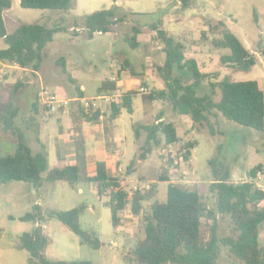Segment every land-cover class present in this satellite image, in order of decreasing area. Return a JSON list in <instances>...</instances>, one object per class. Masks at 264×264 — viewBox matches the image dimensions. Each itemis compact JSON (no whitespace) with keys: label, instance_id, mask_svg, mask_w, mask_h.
Masks as SVG:
<instances>
[{"label":"rangeland","instance_id":"rangeland-1","mask_svg":"<svg viewBox=\"0 0 264 264\" xmlns=\"http://www.w3.org/2000/svg\"><path fill=\"white\" fill-rule=\"evenodd\" d=\"M113 3V0H76L73 9L63 11L26 9L19 5V0H11L10 8L4 13V24L8 33L21 23L60 26L63 31L55 33L52 40L45 45L40 68L35 72V76L30 75L35 83L25 85L28 81L17 65L15 68L0 69V155L12 153L19 137L31 148H39L35 135L40 134L44 143L54 146L49 149L51 157L47 160V169L51 168L57 140L62 139L56 138V135L60 136L62 131L63 134L69 131L71 119L69 115L60 116V121L55 115L48 117L41 104L39 95L41 89L68 97L76 93L75 86L80 84L84 87V97L92 99L96 96L97 88L102 81L116 75L117 65L111 60V54L123 50L135 69V75L129 72L123 75L127 83L125 85L138 94L132 99V113L122 110V121H117L122 140V145H119L122 152L119 158L122 168L119 176L121 177L129 163L137 158L144 142L145 132L141 130L137 136L134 129L136 124L152 123L153 117L161 113L163 121L173 123L180 140L167 145L160 136V143L153 146L143 160L137 161L134 171L122 180V184H126L130 191L135 184H140L143 187L140 191L144 192L151 190L152 184H155L154 200L161 202L166 200L168 184H178L199 191L204 200L212 206L215 199L209 193V184L213 177L208 161L218 157L232 165L231 179L235 183L248 181L249 170L260 165L254 183L264 189V128L263 131H256L243 127L217 113L210 115L202 124H197L189 117L173 111L165 101L143 99L141 93L144 92L141 89H145L143 82H146L149 89L164 87V82L155 68L162 59L161 44L154 40V33L148 27H140V33L137 35L138 46L135 49L130 48L125 41V37L132 34L131 20L115 26L109 33L94 34L90 39L85 37L82 30L78 31L77 35L69 31L73 18L96 10L108 9ZM115 4L127 12L146 14L148 22L160 20L162 28L182 42L185 55L194 58L201 71L211 74L209 77L211 82L223 78L236 81L256 80L264 94V0H193L191 7L186 9L180 7L179 0H117ZM138 20L143 21L140 18ZM210 20H222L243 45L255 54L254 66L248 70H237L220 62V56L229 54L230 51L217 49L211 44V39L217 34L208 32L206 21ZM201 32H205L206 38L201 36ZM5 47L4 41L0 38V49ZM60 58L65 60V70L56 63ZM19 83L24 85L15 89L14 86ZM209 91L207 82L196 89L197 95L200 96L208 94ZM35 95L39 100L36 114L31 110ZM213 99L215 101L219 99L218 88H215ZM5 105H8L7 109L5 107L6 110L2 109ZM12 107L17 108V113L9 127H6L3 118L8 115L6 111ZM89 123L92 126V134H95V122ZM66 138L72 139V134ZM188 141L196 142L191 149L190 159L184 163L177 161V166L175 162L168 164L169 158L173 161L177 159L176 153ZM113 142L108 140L106 147L116 158L115 153H112ZM35 149L34 152L41 150ZM84 170L89 171L87 168ZM46 172L47 170L42 175ZM158 175H166L169 181H158ZM107 199L106 195H98L94 182L71 185L64 181H48L39 189L26 182H0V264H29V254L19 247V237L24 232H30L34 224L21 221L19 218L31 211L36 204L39 205L44 217L51 211H65L85 205L86 208L79 217L80 227L95 235L101 242L99 249L81 244L78 236L58 219L48 218L41 223L49 238L44 251V256L48 260H85L91 264H135L129 262L126 257L136 240L143 237L141 215L133 214L128 204V207L119 214L118 225L113 229L110 210L104 205ZM152 201L142 202L144 211H148ZM260 207H264V201L260 203ZM210 225L211 222L202 221L201 232L204 241L210 237ZM230 229L229 219L218 216L217 235L227 236ZM259 242L264 246V226L260 230ZM216 264L242 263L230 255L225 246L220 245Z\"/></svg>","mask_w":264,"mask_h":264},{"label":"trees","instance_id":"trees-1","mask_svg":"<svg viewBox=\"0 0 264 264\" xmlns=\"http://www.w3.org/2000/svg\"><path fill=\"white\" fill-rule=\"evenodd\" d=\"M108 9L96 10L89 14L77 16L72 19L70 26L73 35L83 31L85 37L90 39L94 34H106L119 24L133 22L132 34L125 37L129 47L138 46L137 35L140 27H148L154 33V40L161 44L162 59L155 65L159 76L164 82L160 89H148L142 92L143 99L149 101H165L171 109L191 119L193 123L202 124L210 115L219 114L237 125L263 131L264 128V94L256 80L236 81L223 78L211 82V74L201 71L194 58L184 53L182 42L171 36L161 26V21L148 22V16L143 13H133L121 10L115 5ZM193 0H179L180 7H191ZM76 0H19V5L26 9H50L69 11L75 7ZM11 6V0H0V38L6 47L0 49V62L8 65H17L23 69H30L35 73L40 68L42 51L50 42L55 33L63 31L60 26L47 27L39 23H21L12 32L8 33L4 24V13ZM143 21H140L138 19ZM209 33L216 35L211 44L217 49H229V54L220 56V62L237 70H248L256 63V56L250 52L243 43L222 22V20L206 21ZM79 28V29H75ZM201 36L206 38L205 32ZM111 60L119 66L118 72H129L135 75V69L123 50L114 51ZM65 70V61L60 58L56 62ZM207 82L210 87L208 94L197 95L196 89ZM24 84H16L15 89ZM215 88L219 89V99L213 96ZM117 90L114 80L105 79L97 88L96 95L112 93ZM76 97L80 102L84 98L83 91L75 86ZM138 94L134 90L122 92L113 101L104 104L103 111L99 107L90 108L85 112L82 104H70V117L72 121L97 123L101 117L104 124L116 120L122 110L132 113V99ZM37 96V95H36ZM38 98L31 104L33 113H37ZM8 105L4 106V110ZM43 107V106H42ZM44 109V107H43ZM45 110V109H44ZM46 111V110H45ZM8 115L3 118L6 127L11 124L17 113L12 107L6 111ZM63 109L55 113H47L48 117L55 115L57 119L64 115ZM136 135L141 130L145 132L143 145L136 159L120 173L111 174L104 162H96L95 172L92 176L79 165H56L47 169L48 153L44 148L33 152L31 147L22 138H18L15 149L7 155H0V182L20 181L26 182L39 189L44 182L64 181L71 185L77 183L94 182L99 196L106 195L104 203L110 210L112 228L119 222V214L130 204V211L141 215L140 223L143 237H139L126 259L135 264H216L220 245L226 247L227 252L242 264H264V246L259 242L260 230L264 226V189L256 186L254 179L260 165L252 167L248 172V181L233 182L231 179V164L213 157L208 161L211 167L212 181L209 184V193L215 199L210 206L195 189L169 183L166 200H154L155 188L149 191H136L128 197L129 189L122 180L134 171L135 164L143 160L153 146L160 143L162 136L165 144H175L180 138L176 128L171 122L163 120L148 124H136ZM77 158L81 159L85 153L83 143L75 141ZM196 142H186L175 157L180 162H187L191 157V149ZM173 159L169 158L168 164ZM177 166V164H175ZM167 169V168H166ZM47 170L45 175H42ZM167 172V170H166ZM158 181H169L166 175H158ZM115 189L111 191L110 189ZM154 190V191H153ZM153 200L148 211L143 210L142 202ZM86 206L81 205L65 211H51L44 217L38 204L31 211L26 212L19 219L32 222L34 227L30 232H24L19 237V247L29 254V264H91L85 260H48L44 251L49 238L41 226L48 218H56L72 233L78 236L81 244H87L93 249L101 247L100 240L93 234L83 230L79 224V217ZM227 217L231 224L230 234L219 237L216 231L217 217ZM211 222L209 239L203 240L202 221Z\"/></svg>","mask_w":264,"mask_h":264},{"label":"crops","instance_id":"crops-1","mask_svg":"<svg viewBox=\"0 0 264 264\" xmlns=\"http://www.w3.org/2000/svg\"><path fill=\"white\" fill-rule=\"evenodd\" d=\"M69 31H71V29H69ZM3 68H15V65H6L5 63L0 62V69H3ZM19 70L22 71L21 74L23 76L25 74L26 80L28 81L27 83H25V85H31L34 82V79L31 78L30 75L35 76V73H32V71H30V69L20 68ZM118 70H119V66L117 65L116 75L112 76L111 78H106V79H110V80L115 81L116 86H117V90L112 92V93H104V94L98 95V96L96 95L95 97L92 98L96 102V104H97L96 106L99 107L102 111L104 108V104L107 102H105V100H103V99H98L99 97H107V96L112 95V96H115L117 98L118 95H120L122 92L127 91V90H132V89L128 88V85L127 86L125 85L127 83L123 78V75L128 74V72H126V73H125V71L118 72ZM144 79L146 80V78H144ZM142 84L145 86L144 92L147 91L149 89V87L146 84V82L145 83L143 82ZM78 85H79L80 90L83 91V94H84V87L80 84H78ZM41 86L42 85H40V87ZM60 97H62V96H60ZM34 98L36 100L37 96L35 95ZM62 98L69 100V101L77 99L76 93L71 94L68 97H62ZM83 99H87V98L84 97ZM101 102L103 105L100 104ZM70 112L67 114L65 113L64 115H69ZM161 115L162 114L160 113V114L156 115L155 117H153V121L163 120ZM69 117H70V115H69ZM70 119H71V117H70ZM60 120H61V118L58 119V121H60ZM103 120H104V118L101 117V119L97 123L94 124V125H96L95 134H92V132H91L92 126H90L89 122L82 121L81 119H77L75 122L71 120L70 126H69V131H67V133H64V134L62 131L61 135H60L61 137L59 135H56V138L58 137V138H62V139L57 140L58 143H56V147H55V156L52 155L53 165L51 167L56 166V165H76L77 164L81 168H87L89 170V171H87L88 175L92 176L95 172L96 162L102 161L105 163L107 170L111 174H113V175L118 174V172L122 170V168L120 167V164H119V158L122 155V152L119 150V145H122V143H121L122 140H121V134H120V126L117 123L118 120L120 122L122 121L121 114L116 120L107 124V128H108L107 130H106V127H105ZM40 128L42 130V127H40ZM64 132H66V131H64ZM70 134H72V139L67 140L66 137H69ZM76 138L79 139L80 141H82L83 148L85 151V153L83 154V157H81V159L80 158L78 159L76 156L75 144H74ZM35 140H36L39 148H36V149L33 147L32 148L37 150V149H42V147H44L45 150H47L48 158L51 157L49 149L50 148L52 149L54 146H52L51 144L49 146V145H47V143H44V141L40 137V134L35 135ZM108 140L114 141L113 142L114 143V145H113V149H114L113 151L114 152H112V153H115L116 158L111 155V152L108 151V149L106 147L107 146L106 143L108 142ZM46 145H47L48 149L46 148ZM33 149H32V151L34 152ZM117 149L119 152L117 151ZM115 151H117V152H115ZM70 157H73V158H70Z\"/></svg>","mask_w":264,"mask_h":264},{"label":"built area","instance_id":"built-area-1","mask_svg":"<svg viewBox=\"0 0 264 264\" xmlns=\"http://www.w3.org/2000/svg\"><path fill=\"white\" fill-rule=\"evenodd\" d=\"M141 91H144V89H141ZM39 95L41 98V104L47 113L58 112V110L61 108V109H63V112L67 114L70 112V109H69L70 104L72 102H79L78 99L70 100V101L66 100V99L58 96L56 93L48 91L47 89H41ZM115 98H116L115 96L111 95V96H107V97H99L98 99H103L106 102H110V101H113ZM79 103L82 104V107H83L85 112L89 111L90 108L96 107V105H97L96 102L94 101V99H81ZM177 161H181V159H179V160L175 159L173 161V163L175 162L177 164ZM147 187L149 188V186H147ZM142 188H143L142 185L135 184L132 187V190L130 191V193L128 194V197H131V195L134 192L139 191ZM110 190L114 191L115 189L112 188Z\"/></svg>","mask_w":264,"mask_h":264}]
</instances>
